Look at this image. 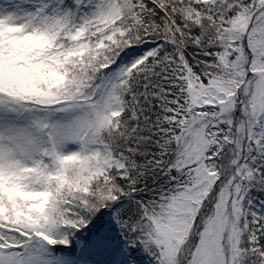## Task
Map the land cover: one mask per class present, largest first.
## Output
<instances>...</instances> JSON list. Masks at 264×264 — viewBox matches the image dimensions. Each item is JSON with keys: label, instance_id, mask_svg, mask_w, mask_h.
<instances>
[{"label": "snow or ice", "instance_id": "6c2138e0", "mask_svg": "<svg viewBox=\"0 0 264 264\" xmlns=\"http://www.w3.org/2000/svg\"><path fill=\"white\" fill-rule=\"evenodd\" d=\"M0 264H264V0H0Z\"/></svg>", "mask_w": 264, "mask_h": 264}]
</instances>
